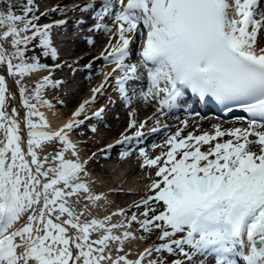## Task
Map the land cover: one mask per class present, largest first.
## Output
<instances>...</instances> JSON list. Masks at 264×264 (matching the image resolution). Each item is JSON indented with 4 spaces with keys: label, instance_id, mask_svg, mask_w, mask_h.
Here are the masks:
<instances>
[{
    "label": "snow or ice",
    "instance_id": "snow-or-ice-1",
    "mask_svg": "<svg viewBox=\"0 0 264 264\" xmlns=\"http://www.w3.org/2000/svg\"><path fill=\"white\" fill-rule=\"evenodd\" d=\"M0 5V264H264V0H88L45 11L25 0L19 14L12 0ZM77 11L108 35L84 68L114 67L53 128L47 112L64 104L65 83L55 73L80 70L57 47ZM50 14L65 18L39 23ZM108 87L130 109L127 126L84 156V137L98 132L88 122L105 112L87 109ZM192 100L239 111L241 126L201 130ZM141 104L152 109L144 119ZM178 111L187 117L173 131L164 121ZM157 133L159 153L139 151L145 194L112 210L122 189L99 190L90 164Z\"/></svg>",
    "mask_w": 264,
    "mask_h": 264
},
{
    "label": "bare ground",
    "instance_id": "bare-ground-1",
    "mask_svg": "<svg viewBox=\"0 0 264 264\" xmlns=\"http://www.w3.org/2000/svg\"><path fill=\"white\" fill-rule=\"evenodd\" d=\"M42 2L48 5H44V4L42 5ZM87 2L88 0H41L40 11H45L46 9H49L54 5H71L76 3L83 5L84 3ZM50 15H55V14H50ZM68 16L70 19L69 27L66 30L68 33L74 32L77 29V27L72 24V20L84 19L87 21L86 26L89 24H93V21L89 19V15L85 13H80L78 11L69 12ZM105 22L109 23V25L111 24L110 20H106ZM75 33L76 34H74L73 37L69 38L68 40H63L61 39L60 36H58L57 38V41L59 42L57 47L59 48L60 51L61 61H67L68 63H73L79 60V64L77 65V67L80 70L73 73L67 67H65L62 70H58L55 73V76L57 78L63 79L65 83L63 88L57 94L59 98L64 96V100H63L64 104L59 105L61 109L58 110L55 114H53L52 112H47L48 119L53 128H58L64 122H66L67 119L70 117L72 111H74L84 99L90 98V96L92 95L91 89L98 86L101 83V81L104 78L103 73L111 71L112 67H114V65L103 66L104 71H102L100 76L97 77L98 73L96 72V70L99 69L97 67V64L99 63L94 62L92 66L93 72L92 74H89V71L84 68V65L89 63L94 57H98L100 55L101 51H103L104 47L108 43V35L103 33L92 34L91 37L94 39L95 44L94 46H90L87 43L85 44L83 43L84 38L86 39L88 36H85L87 34V30L84 31L82 25L79 26V30L75 31ZM95 49H97V51L93 52ZM136 60H137V56L135 55L134 52L131 61L136 62ZM96 61L102 62V60H96ZM100 66L101 64H99V67ZM86 84L88 85L89 88H86L87 87ZM81 93L83 94L79 96V94ZM109 97H111V100L114 101V103H111L109 101L108 99ZM133 106H136L135 101ZM100 107L105 108V112H107L105 113V116H111L114 114L115 115L111 117H105V119L103 118L102 121L93 119L88 122L89 124L95 125L98 128V132L95 134L89 132L87 136L84 137V139L87 140L86 149L82 153V155L84 156L90 154L92 151H96L98 148H102L106 146L109 143H113L116 139L119 138L120 133L124 131L128 123L127 120L129 119L128 111H130V109L124 106L123 102L121 101V99L119 98L118 94L116 93L113 87H108L105 90L104 95L98 96L96 103L91 105L87 109V111L90 114L92 111ZM151 112L152 109L150 107H146L143 104H141L138 110V118L144 119L147 115H150ZM176 116H179L180 119H184L187 117L186 114L179 111L175 114V116H171L167 120H165L164 121L165 123H168L169 125L173 126L172 128L173 131L175 130L174 126L178 124V120L176 119ZM201 116L206 117V119L200 121L201 130H211L212 125L217 123L221 124L225 128H229L233 126H241L239 122L230 118L219 119L207 113H204ZM196 119L199 120L198 117ZM188 130L191 131L192 128L190 127ZM73 139H78L76 134H73ZM163 139H164L163 135L159 133L147 135L145 138L142 139L143 143L141 147L144 148L149 155L155 156L159 153L160 149L153 150L152 145L154 143L156 144L162 143ZM133 144L134 141L130 145L116 146L114 149H112L109 156L114 151H117V153L114 154V156H110V159L112 160L109 161V163L107 164L103 165L102 163V161L105 159L104 157H100L96 162L90 164L91 171L93 172L94 176L96 177L97 174H99L100 178H102V180L104 181L102 185L97 186L99 190L104 191L105 188H107L105 190H108L110 188L122 189L121 192H118L117 194L110 197L111 199L114 200L112 210H116V208L119 207L127 208L134 201L140 200L141 197L145 194L146 185L149 183V170L148 169L142 170L140 168L141 161L139 159V152L137 150L138 147L132 150ZM129 149L131 150V154L127 158H121L119 153L121 151L129 150ZM101 168L102 171L100 170ZM104 172L108 173L107 175L108 177H111L110 181L104 180L105 179L104 176L105 174H103ZM154 172L155 170L151 171L152 178H155ZM130 173L132 174L136 173L138 175V179L131 178L129 176ZM112 181L115 182V185L111 184ZM131 189H138V190L137 192H126V190L130 191ZM131 196L133 197L132 200L130 199ZM148 243H151V241H149ZM145 246H147L145 243H139V248L141 250Z\"/></svg>",
    "mask_w": 264,
    "mask_h": 264
},
{
    "label": "rangeland",
    "instance_id": "rangeland-1",
    "mask_svg": "<svg viewBox=\"0 0 264 264\" xmlns=\"http://www.w3.org/2000/svg\"><path fill=\"white\" fill-rule=\"evenodd\" d=\"M41 0H35V3L39 6V10L41 9V5L39 4V2H40ZM43 3V2H42ZM0 6H2V5H0ZM38 14V13H37ZM58 14H55V15H49L48 17L50 18V17H52V16H57ZM39 23H41V24H44L45 23V20H44V18H42L40 21H39ZM92 24H90V26H91ZM110 26H111V24H110ZM92 34H94L93 32H89V30H87V34L85 35V36H91ZM83 43L85 44V43H87L86 42V39H84V41H83ZM95 51H97V49H95L93 52H95ZM71 54H74V53H71ZM46 62V61H45ZM96 63H99V64H101V66L99 67V64H97V67L99 68V69H103V71H104V62L102 61V62H97V61H95ZM132 62V61H131ZM107 66H111V65H107ZM102 72H99L98 74H97V77L98 76H100V74H101ZM86 88H89L88 87V85L86 84ZM85 90H87V89H85ZM83 93H81V94H79V96L80 95H82ZM50 98V97H49ZM59 98V97H58ZM59 99H62V100H64V96L63 97H61V98H59ZM59 109H61V108H58V110ZM128 120V119H127ZM101 171H102V168L100 169ZM114 172V171H113ZM103 174H105L104 176H105V181H110L111 180V177H108L107 175H108V173H106V172H104ZM141 174V173H140ZM143 175V174H142ZM131 178H136V179H138V175L136 174V173H130V175H129Z\"/></svg>",
    "mask_w": 264,
    "mask_h": 264
},
{
    "label": "trees",
    "instance_id": "trees-1",
    "mask_svg": "<svg viewBox=\"0 0 264 264\" xmlns=\"http://www.w3.org/2000/svg\"><path fill=\"white\" fill-rule=\"evenodd\" d=\"M12 2L15 4L16 11L19 14L21 8L23 7V4H24L25 0H12Z\"/></svg>",
    "mask_w": 264,
    "mask_h": 264
}]
</instances>
